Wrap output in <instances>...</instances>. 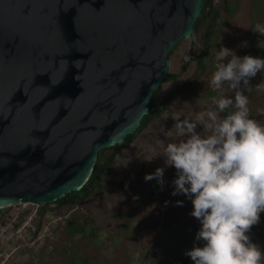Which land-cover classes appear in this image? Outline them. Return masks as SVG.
Instances as JSON below:
<instances>
[{
    "label": "water",
    "instance_id": "95a60500",
    "mask_svg": "<svg viewBox=\"0 0 264 264\" xmlns=\"http://www.w3.org/2000/svg\"><path fill=\"white\" fill-rule=\"evenodd\" d=\"M205 0H0V210L80 191L149 113Z\"/></svg>",
    "mask_w": 264,
    "mask_h": 264
},
{
    "label": "rangeland",
    "instance_id": "374dc122",
    "mask_svg": "<svg viewBox=\"0 0 264 264\" xmlns=\"http://www.w3.org/2000/svg\"><path fill=\"white\" fill-rule=\"evenodd\" d=\"M213 1L217 14L200 32L202 36L211 22L208 39H183L174 47L170 78L157 96L156 116L120 148L88 197L69 205L19 203L1 210V264H194L185 253L205 245L196 240L202 225L191 215V199L173 195L177 170L166 166L164 147L188 138L177 136L176 120H195L198 113L214 107L213 97L234 99L227 84L221 91L209 87L217 51L227 47L240 58L264 59V36L253 31L256 24L264 25V0ZM202 46L207 49L204 67L197 61ZM249 83L251 91L243 82L241 88L249 97L250 118L264 124V70ZM196 131L210 133L202 124ZM101 153L108 157L113 150ZM158 168L164 169L162 186L157 178L145 180ZM86 223V232L74 228ZM246 234L264 253V212Z\"/></svg>",
    "mask_w": 264,
    "mask_h": 264
},
{
    "label": "clouds",
    "instance_id": "9594fccd",
    "mask_svg": "<svg viewBox=\"0 0 264 264\" xmlns=\"http://www.w3.org/2000/svg\"><path fill=\"white\" fill-rule=\"evenodd\" d=\"M253 31L264 36V25L256 24ZM214 59L209 87L221 91L227 84L234 99L213 97L214 107L198 113L195 120H176L177 136L188 138L164 147L166 166L177 170L173 195L191 199V215L202 225L196 240L206 242L185 254L194 264H264V253L246 234L264 212V124L250 118L249 97L241 88L243 82L251 91L249 82L264 70V59L240 58L227 47L217 51ZM198 124L210 133H197ZM163 174L164 169L158 168L145 180L157 178L162 186Z\"/></svg>",
    "mask_w": 264,
    "mask_h": 264
},
{
    "label": "trees",
    "instance_id": "16d2710c",
    "mask_svg": "<svg viewBox=\"0 0 264 264\" xmlns=\"http://www.w3.org/2000/svg\"><path fill=\"white\" fill-rule=\"evenodd\" d=\"M225 10H228V7ZM214 14H217V9L215 8L214 1L213 0H205L203 3L201 16L196 20V22L194 24L193 34L191 37L192 39H196L197 37L200 36V32H201L202 27L207 25V20L210 17H212ZM211 24L212 23L210 22L209 27L207 26L206 32H204L202 34V36H200V38L202 39V42H204L205 39H208ZM250 41H252V39H250ZM202 45L206 46L204 43ZM204 46H202L203 48L197 54V61H198L200 67H204L206 57H207V49ZM173 50H174V48L169 53V56L172 54ZM169 78H170V76L167 75L165 81H167ZM160 89H161V87L155 91L153 98H152V101L150 103L149 113L142 120L140 127L133 134L129 135L128 138H126V140L122 144H118L116 146L106 148V149L113 150V153L111 155H109L108 157L105 156L104 153L100 152L99 157L97 159V162L94 166V169L90 175V178L86 182L84 187L80 191H74V192L67 194L63 198L54 202L55 204H59V205L75 204L78 202L79 199L86 198L93 192V190L96 188V186H98L100 184L103 173L109 167H111L113 165L115 158H116V155L120 151V148L122 146H124L126 143H128L136 135L137 132H139L142 128H144L150 122L151 118L156 116L158 109H159V103L157 100V96H158ZM48 204H52V203H47L46 205H48ZM88 226L89 225L86 223L82 226H74V228L76 229V231L86 232Z\"/></svg>",
    "mask_w": 264,
    "mask_h": 264
},
{
    "label": "built area",
    "instance_id": "2783aa9c",
    "mask_svg": "<svg viewBox=\"0 0 264 264\" xmlns=\"http://www.w3.org/2000/svg\"><path fill=\"white\" fill-rule=\"evenodd\" d=\"M1 210H4V209H1ZM1 210H0V222H1ZM1 224V223H0ZM1 230V229H0ZM1 264V263H0Z\"/></svg>",
    "mask_w": 264,
    "mask_h": 264
}]
</instances>
